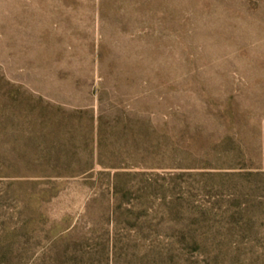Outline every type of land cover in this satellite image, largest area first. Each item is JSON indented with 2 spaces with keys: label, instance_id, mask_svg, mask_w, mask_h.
Returning a JSON list of instances; mask_svg holds the SVG:
<instances>
[{
  "label": "rangeland",
  "instance_id": "1",
  "mask_svg": "<svg viewBox=\"0 0 264 264\" xmlns=\"http://www.w3.org/2000/svg\"><path fill=\"white\" fill-rule=\"evenodd\" d=\"M0 264H264V0H0Z\"/></svg>",
  "mask_w": 264,
  "mask_h": 264
}]
</instances>
